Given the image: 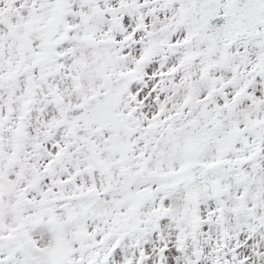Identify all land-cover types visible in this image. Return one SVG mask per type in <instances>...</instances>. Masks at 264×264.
Returning <instances> with one entry per match:
<instances>
[{
	"label": "snow or ice",
	"instance_id": "snow-or-ice-1",
	"mask_svg": "<svg viewBox=\"0 0 264 264\" xmlns=\"http://www.w3.org/2000/svg\"><path fill=\"white\" fill-rule=\"evenodd\" d=\"M0 264H264V0H0Z\"/></svg>",
	"mask_w": 264,
	"mask_h": 264
}]
</instances>
